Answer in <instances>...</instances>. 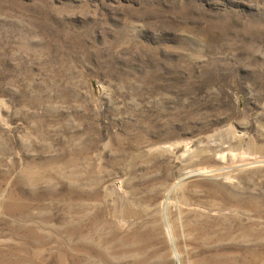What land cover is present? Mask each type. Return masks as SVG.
Returning <instances> with one entry per match:
<instances>
[{"label":"rangeland","instance_id":"obj_1","mask_svg":"<svg viewBox=\"0 0 264 264\" xmlns=\"http://www.w3.org/2000/svg\"><path fill=\"white\" fill-rule=\"evenodd\" d=\"M0 264H264V0H0Z\"/></svg>","mask_w":264,"mask_h":264},{"label":"bare ground","instance_id":"obj_2","mask_svg":"<svg viewBox=\"0 0 264 264\" xmlns=\"http://www.w3.org/2000/svg\"><path fill=\"white\" fill-rule=\"evenodd\" d=\"M226 157V155H223V158H225ZM204 172V171H203Z\"/></svg>","mask_w":264,"mask_h":264}]
</instances>
